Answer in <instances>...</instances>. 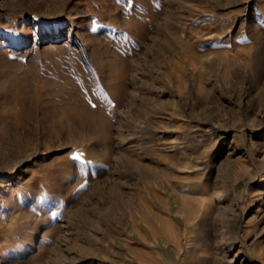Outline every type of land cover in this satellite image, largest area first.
<instances>
[{"label":"rangeland","instance_id":"obj_1","mask_svg":"<svg viewBox=\"0 0 264 264\" xmlns=\"http://www.w3.org/2000/svg\"><path fill=\"white\" fill-rule=\"evenodd\" d=\"M173 258L264 264V0H0V264Z\"/></svg>","mask_w":264,"mask_h":264},{"label":"bare ground","instance_id":"obj_2","mask_svg":"<svg viewBox=\"0 0 264 264\" xmlns=\"http://www.w3.org/2000/svg\"><path fill=\"white\" fill-rule=\"evenodd\" d=\"M221 198H222V197H221ZM218 199H220V198H218ZM183 246H184V244H183V243H180V244L177 245V248L181 249ZM180 262H181V261L176 260L175 258H173V259H171V260L168 262V264H181Z\"/></svg>","mask_w":264,"mask_h":264},{"label":"snow or ice","instance_id":"obj_3","mask_svg":"<svg viewBox=\"0 0 264 264\" xmlns=\"http://www.w3.org/2000/svg\"><path fill=\"white\" fill-rule=\"evenodd\" d=\"M76 159H78V157H76Z\"/></svg>","mask_w":264,"mask_h":264}]
</instances>
